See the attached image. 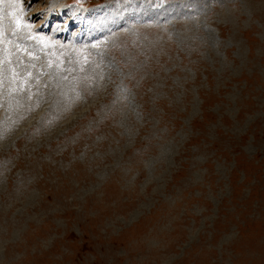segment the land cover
I'll return each mask as SVG.
<instances>
[{
    "label": "rangeland",
    "instance_id": "obj_1",
    "mask_svg": "<svg viewBox=\"0 0 264 264\" xmlns=\"http://www.w3.org/2000/svg\"><path fill=\"white\" fill-rule=\"evenodd\" d=\"M0 35V264H264V0H0Z\"/></svg>",
    "mask_w": 264,
    "mask_h": 264
},
{
    "label": "bare ground",
    "instance_id": "obj_2",
    "mask_svg": "<svg viewBox=\"0 0 264 264\" xmlns=\"http://www.w3.org/2000/svg\"><path fill=\"white\" fill-rule=\"evenodd\" d=\"M58 1H54V2H52V4H50V5H48V6H46V9H43V8H41V6L40 5H33V7H32V9H29L30 7H26V8H22V11L21 12H19L18 14H20V16H19V18H20V20H21V23H22V27H24L25 29H26V35L28 36V37H30L31 35L33 36V40H31V41H28V42H26L25 40H24V42L23 41H21V38L19 37V36H17L16 34H14V33H12L11 31H10V28H8V29H6L5 30V32L3 33V40H5L6 42L8 41V42H11V41H14V42H16V44H15V46L13 47L12 45H10V46H12L11 48H9V47H7L8 49H12V48H14L15 49V53H21V51L22 50H29V48H30V45H33L32 44V42H34V43H36L34 40H39L40 38H41V35L40 34H38V33H34V29L35 28H37L38 30H40V28H39V26L43 23V22H39L38 23V25H35V23H33V24H31L32 23V19L34 20V18L36 17V16H39L41 19L43 18H45V16L48 18V17H50L49 15L52 13V10H54L55 9V11H56V8L58 9L57 11V13H56V15H58V14H60V17H61V20H62V22L63 21H66V18H65V16H63V15H65V11H66V8H64L63 6H64V3L63 2H58ZM31 3H32V1H31ZM31 3H30V5H31ZM55 5V7H53ZM53 7V8H52ZM34 8V9H33ZM20 9V8H19ZM71 10V9H70ZM80 13H82L81 14V16H82V18L81 17H79V14ZM100 13V12H99ZM54 14V13H53ZM78 14V13H77ZM79 14H78V17H79V19H81L82 21L81 22H83L84 23V20L87 18V16H89V11H87V9H85V8H80V10H79ZM116 14V13H115ZM121 14V13H120ZM127 14V13H126ZM123 15L124 16V18L127 16V15ZM43 15V16H42ZM75 15V14H74ZM71 16V15H69L70 17H75V16ZM97 15V14H96ZM104 15V14H103ZM53 16H55V14L53 15ZM53 16H51V17H53ZM91 16V15H90ZM104 17H105V15H104ZM103 16H99V17H96L97 19H98V25H100L101 27L102 26H105L106 24H107V20H106V18H104ZM47 18H45V20H43L45 23H47ZM56 18V17H55ZM77 18V17H76ZM35 19H38L37 17L35 18ZM70 19H72V18H70ZM75 19V18H74ZM88 19V18H87ZM93 19V18H92ZM90 20V19H89ZM103 20H106V22H105V24H104V21ZM116 20V19H115ZM14 21H15V19H14ZM35 21V20H34ZM41 21V20H40ZM75 21H78V19L77 20H75ZM86 21V20H85ZM16 22V21H15ZM72 22H74V20H72ZM80 22V23H81ZM30 23V24H29ZM44 23V24H45ZM53 22L52 21H50V22H48V24H46V26L44 27V29H47L48 27H49V25L51 26V27H53L51 24H52ZM58 23H60V22H56V24H55V26H57L58 25ZM64 23V22H63ZM97 24V23H96ZM62 25V24H61ZM72 25V24H71ZM63 28H65L66 30L68 29L67 28V25H65V24H63ZM74 26V25H73ZM83 27V26H82ZM86 27V26H85ZM50 28V27H49ZM48 28V31H51V28L49 29ZM57 28H59L58 26L56 27V29ZM63 28H61V29H59V30H61V32L63 33ZM76 28V27H75ZM77 29V28H76ZM61 33V34H62ZM65 35H66V33H64ZM0 36H2V35H0ZM4 43V42H3ZM2 43V44H3ZM5 44V43H4ZM8 46H9V44H7ZM14 45V44H13ZM4 46H6V45H4ZM33 47V46H32ZM34 48V47H33ZM4 49V48H3ZM4 52V51H3ZM2 52V53H3ZM29 52V51H28ZM28 52H23L22 53V60L24 61V62H26V63H28V62H32L33 60L32 59H30V57H29V53ZM2 53L0 54V69H1V67L3 66V63H5V59H6V55H4V53H3V55L4 56H6V57H3L2 56ZM5 53H6V51H5ZM31 53V52H30ZM10 55H11V53H10ZM14 56V55H13ZM10 58V57H9ZM13 58H16V57H12V59ZM19 59V58H18ZM44 60V59H43ZM18 61V60H17ZM20 61V60H19ZM18 61V62H19ZM17 62V63H18ZM21 62V61H20ZM22 64V63H21ZM44 65H45V62H44ZM8 66H9V62H8ZM20 67H22L21 65H20ZM27 67V66H26ZM28 70V69H27ZM33 70V69H32ZM1 71V70H0ZM2 73V72H1ZM4 73H5V71H4ZM11 73H12V70L10 69V70H7V74L6 75H8L9 77H8V79H11ZM26 73V72H25ZM23 74V73H22ZM34 74V73H33ZM22 77V76H21ZM59 78V77H58ZM33 80H34V78H33ZM4 81V83H5V86L4 87H9L10 89H8V90H6V89H4L3 90V92H1V94H0V104H1V102L2 101H4V103H6L7 104V107L9 106V105H13L15 108H16V106H17V104L19 103V101L17 100L18 98H17V93H18V95H23V94H21V91H20V85L18 86V87H14V85L11 83V81L10 80H3ZM26 82V81H25ZM28 85V84H27ZM12 90H15L16 91V93H15V97H14V99H15V102H10V101H6L5 100V94H7L9 91H12ZM38 91V90H37ZM25 97V99L27 100V102H26V106L24 107V109H27L29 106H28V99H27V97H26V95L24 96ZM2 105H4V104H2ZM5 107H6V105H4ZM46 107V106H45ZM44 107V108H45ZM42 108L43 107H41L40 109H39V111H38V113L37 114H39L40 112H41V110H42ZM21 109H23V108H21ZM7 114V113H6ZM5 114V115H6ZM36 114V115H37ZM4 115V116H5ZM3 110H1L0 109V122L2 121V119H3ZM33 119H34V117H33V115L28 119V122H27V126L28 125H30V123H29V121H33ZM3 125H5L4 123H3ZM3 141V140H2Z\"/></svg>",
    "mask_w": 264,
    "mask_h": 264
},
{
    "label": "snow or ice",
    "instance_id": "obj_3",
    "mask_svg": "<svg viewBox=\"0 0 264 264\" xmlns=\"http://www.w3.org/2000/svg\"><path fill=\"white\" fill-rule=\"evenodd\" d=\"M14 15V18H15V21H16V24L18 27H21V24H20V18L19 17H15V14Z\"/></svg>",
    "mask_w": 264,
    "mask_h": 264
}]
</instances>
